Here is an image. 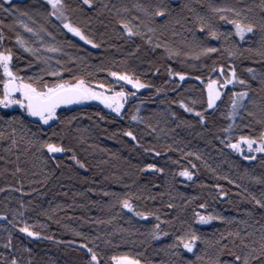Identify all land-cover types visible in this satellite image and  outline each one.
Masks as SVG:
<instances>
[{
  "label": "trees",
  "instance_id": "1",
  "mask_svg": "<svg viewBox=\"0 0 264 264\" xmlns=\"http://www.w3.org/2000/svg\"><path fill=\"white\" fill-rule=\"evenodd\" d=\"M64 3L69 21L92 44L49 16L44 0H10L19 13L3 11L10 4L0 0V51L11 49L13 71L49 86L82 78L109 87L110 73L118 72L138 78L147 89L128 101L121 116L93 102L65 105L47 126L19 107L0 105V264H11L13 257L18 264H89L87 248L97 253L99 264L124 255L143 264H213L222 244L228 245L222 262L236 252L252 253L251 264H259L264 208L253 197L264 202V183L254 179L264 180V153H249L242 145V155L228 145L264 131L259 123L264 120V0H165L164 18L150 17L143 9L152 13V7L126 0L119 13L95 2L91 7L82 0ZM212 8L236 9L242 23L256 27L241 40L231 25L219 23L220 32L233 34L205 39L196 17L215 18ZM120 21L140 35L124 31ZM205 47L217 51L205 53ZM221 65L226 77L234 68L250 87L226 86L208 109L205 82L220 77ZM169 70L185 73V79ZM244 90L249 95L243 107L229 116L231 93ZM181 101L194 111L187 112ZM42 142L65 151L53 155ZM249 154L254 159L244 158ZM150 163L163 171L147 169ZM185 168L192 180L179 175ZM125 199L132 210L123 208ZM137 211L154 215L137 216ZM196 213L225 219L201 224ZM25 224L39 235L20 232ZM156 224L168 235L153 239ZM189 226L201 237L193 253L167 247L173 233L182 235Z\"/></svg>",
  "mask_w": 264,
  "mask_h": 264
},
{
  "label": "snow or ice",
  "instance_id": "2",
  "mask_svg": "<svg viewBox=\"0 0 264 264\" xmlns=\"http://www.w3.org/2000/svg\"><path fill=\"white\" fill-rule=\"evenodd\" d=\"M5 3L10 4V0H4ZM84 5L89 7L92 6V0H82ZM47 4L50 5L51 11L48 13L49 16L55 17L57 20L63 23V27L68 30V32L78 36L81 40L86 41L89 44H92L93 41L89 39L87 35L84 34L82 29L78 27L76 24L69 21L67 12V5L64 3V0H47ZM138 7H141L138 5ZM146 15L150 17H160L164 18L168 9L167 6L161 5L156 8V10L152 13H148L146 9H143ZM3 11L9 12L14 11L19 13L20 10L15 5L10 4V8H4ZM212 12L216 14L215 18H208L206 16L198 15L196 17V21L198 23V28L201 34H205V39L208 37L219 38L220 36H224L227 38L231 36L232 32L223 33L220 32L218 24L224 23L232 26L235 35L239 36L241 40L245 38V33H252L256 27L254 23H242L241 19L238 17L241 16V13L233 8H212ZM225 13H231L235 18H229V15ZM23 16H27V12L20 13ZM26 28L28 32H33V29L28 27L26 24H23V21H18ZM123 24L124 31L128 32L130 35H140L139 32H133V29L129 26V24L125 21H120ZM264 28V24L261 25ZM149 31H153L149 29ZM0 40H3V36L0 35ZM17 41L21 45L24 44V41L20 36H17ZM205 53L215 52L217 49L211 47H205L202 49ZM25 51H33L31 48H25ZM52 51H56V49H52ZM231 56L232 53L229 52ZM12 51L11 49L7 50V53L4 51H0V70H2L3 79L0 80V84H2V94H0V105L5 108H8L12 105H19L21 108L26 109L27 113L33 117H39V120L48 124V122L56 116V110L60 105H67L71 103H78L86 100H98L103 103L106 107L112 109L115 113L119 114L121 109L124 107L123 101L127 95H132V93H126L121 87L120 91H116L115 89L106 88L104 84H99L96 87L89 86L82 78L76 79L74 83H68L66 81H60L49 86L47 83L41 81L39 77H21L17 75L16 72L13 71L11 67L12 61ZM215 71V69L213 70ZM249 73L253 72V69H247ZM170 75L174 74L180 78V80L185 79V73H172L169 70ZM52 75H57V73H52ZM112 77L117 78V83L123 81L128 85H131L134 89L145 88L147 85L142 83L138 78H133L127 74H121L118 72L110 73ZM220 75H224L223 65H221ZM197 80H200L201 77L197 76ZM31 81V82H28ZM230 84H239L242 87L248 88V82L240 79L234 68L229 69L228 76L224 78L223 83L221 84L218 80L209 79L206 85L207 90V108L212 109L216 102L220 99L221 92L220 89L225 85ZM101 89L97 91L96 88ZM111 91V95L107 93ZM159 91V89H157ZM16 94H18L19 98H16ZM249 95L248 90L240 91V92H232L230 96L232 109L229 111L228 115L233 116L236 113L238 108L243 107L244 98ZM193 103H196L193 101ZM180 106L185 108L187 112H193L194 109L192 107H187L184 105L183 101L180 102ZM196 115L199 117L200 121H204V115L200 112H196ZM252 115V113H249ZM15 119V118H13ZM133 120L137 119L136 116L132 117ZM259 123L264 124V120L259 121ZM232 125H229L228 129L225 131H229ZM125 135L131 137L133 140L136 137L133 135L131 131L125 133ZM15 143V141H13ZM247 148L249 153L259 152L264 153V131L259 134V137L253 136H240L235 143H231L228 146L233 149L235 152L244 154V147ZM255 146V147H254ZM42 148H46L49 153H59L65 151V149L57 144L42 142ZM159 155V153H157ZM74 160L75 156L72 157ZM245 159H254L252 155H245ZM79 163V161H77ZM81 167L83 165L81 164ZM195 167V165H193ZM147 169H155L157 171H163V169H157L155 164H147ZM180 176L186 177L188 180H192L193 173L188 169H184L179 173ZM258 183H264V180L260 178H254ZM219 187V186H217ZM220 195H226L223 191L220 192ZM264 195V194H262ZM255 203L264 208V202L256 199ZM123 208L132 210V204L127 200L122 201ZM200 208H205L204 204L200 205ZM137 216L147 217L148 215H154L153 213L147 212H136ZM196 219L201 224H207L209 221L214 219H225L222 216H214L211 213L207 215H202L200 213L195 214ZM159 220V217H156ZM20 232L26 233L29 236H38L39 233L30 230V226L25 224L23 227L19 229ZM167 232H163L160 230V225H154L153 230V239H158L160 236H167ZM173 235V242L169 244L167 247L179 250L182 246L183 249L187 250L189 253H193L194 248L197 245V242L201 240V237L197 234L196 230L189 226L188 230L182 235ZM236 235H239L237 233ZM264 241V237L261 238ZM241 244L247 248L248 245L244 244L243 239L241 240ZM6 246H10L6 245ZM83 247L87 248V245H83ZM227 244H222L220 246L219 252L213 264H251V259H256L252 253H244L237 254L236 252H229L228 255L233 257L230 261L222 262L220 257L224 254L225 249H227ZM87 251L90 255L89 264H99L97 253L94 252L91 248H87ZM256 249H252L254 253ZM259 255L264 257V242L260 245ZM199 259V257H197ZM111 260L114 264H141L140 260L133 259L127 255L124 256H112ZM11 264H18L15 257L12 258ZM259 264H264V260L259 261Z\"/></svg>",
  "mask_w": 264,
  "mask_h": 264
},
{
  "label": "rangeland",
  "instance_id": "3",
  "mask_svg": "<svg viewBox=\"0 0 264 264\" xmlns=\"http://www.w3.org/2000/svg\"><path fill=\"white\" fill-rule=\"evenodd\" d=\"M44 1L47 2V0H44ZM126 1H129L130 4H132L131 2H135V3L138 2V3L140 4L141 7H146V8H150V7H152L154 11L156 10V8H157L158 6L163 5L164 2H165V0H126ZM93 2H95V3H96L99 7H101V8H111L114 12H117V13H119V12L121 11V4H120V3H121V0H95V1L92 0V3H93ZM93 5H95V4L93 3ZM119 7H120V8H119ZM66 15H67V13H66ZM67 16H68V15H67ZM68 19H69V18H68ZM56 20H57V19H56ZM57 21L60 22V23L62 24V26H63V23H62L61 21H59V20H57ZM66 30H67V29H66ZM83 41H84V40H83ZM84 42H86V41H84ZM86 43H87V42H86ZM88 44H89V43H88ZM225 77H226V75H223V76L220 75V77H214V78H210V79L218 80V81L222 84V83H223V80H224ZM112 78L114 79V84H113L112 86H110V87H109V86H106V88L115 89L116 91H120V90H121V87H123V89H124V91H125L126 93H132V95H127L126 98L124 99V101H123L124 107L121 109V111H120L119 114L115 113L112 109L109 108V110H110L111 112H113V113H115V114L121 116L122 113H123V110H124L125 106H126L127 103H128V101H129L133 96H137L138 93H140V92L144 91L145 89H147V86H146L145 88H141V89H134V88H132L131 85H128L126 82L121 81V82L117 83V82H116V81H117V78H116V77H112ZM208 80H209V79H208ZM208 80L205 82V85H207ZM88 85H89V86H92V87H96V86H97V84H88ZM233 85H235V84L225 85L223 88H221V89H220L221 95H222L223 90L225 89L226 86H233ZM96 90H97V91H100L101 89H99V88L97 87ZM206 91H207V90H206ZM107 94H108V95H111V91H109ZM220 97H221V96H220ZM16 98H19V97H18V94L16 95ZM218 101H219V100H218ZM218 101L216 102V104L218 103ZM91 102H92V100L81 101V102L78 103V105L89 104V103H91ZM216 104H215V105H216ZM215 105H214V106H215ZM63 106H65V105L59 106V107L57 108V110H56V116H55L53 119H51V120L48 122V124H44V123H42L41 121H40V122H41L43 125H45V126L50 125L51 123L55 122V121L57 120V113H58L59 109L63 108ZM214 106H213V107H214ZM13 107H19V108H21L19 105H12V106H10V107H8V108H13ZM21 109H23V108H21ZM23 110L26 111V109H23ZM26 112H27V111H26ZM51 154H53V155H59V154H62V152H59V153H51ZM113 264H114V262H113ZM141 264H143V263H141Z\"/></svg>",
  "mask_w": 264,
  "mask_h": 264
},
{
  "label": "water",
  "instance_id": "4",
  "mask_svg": "<svg viewBox=\"0 0 264 264\" xmlns=\"http://www.w3.org/2000/svg\"><path fill=\"white\" fill-rule=\"evenodd\" d=\"M17 95V94H16ZM92 102L93 103H95V104H99V105H103V106H105L103 103H101L100 101H98V100H92ZM79 103V102H78ZM78 103H71V104H67L66 106H75V105H77ZM60 106H62V105H60ZM35 118H39V117H35Z\"/></svg>",
  "mask_w": 264,
  "mask_h": 264
}]
</instances>
